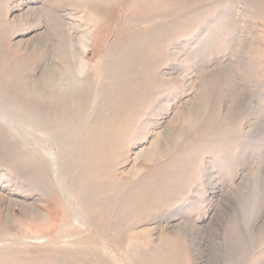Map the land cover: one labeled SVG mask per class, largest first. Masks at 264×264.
<instances>
[{"label": "rangeland", "instance_id": "obj_1", "mask_svg": "<svg viewBox=\"0 0 264 264\" xmlns=\"http://www.w3.org/2000/svg\"><path fill=\"white\" fill-rule=\"evenodd\" d=\"M0 264H264V0H0Z\"/></svg>", "mask_w": 264, "mask_h": 264}]
</instances>
